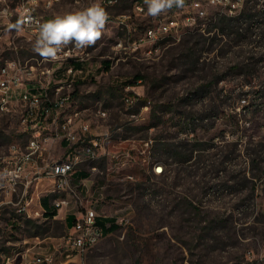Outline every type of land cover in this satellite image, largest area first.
Listing matches in <instances>:
<instances>
[{
	"label": "rangeland",
	"instance_id": "1",
	"mask_svg": "<svg viewBox=\"0 0 264 264\" xmlns=\"http://www.w3.org/2000/svg\"><path fill=\"white\" fill-rule=\"evenodd\" d=\"M20 1L8 0L12 9ZM106 1L60 0L39 10L46 21L94 2L108 13L94 45L67 47L91 70L75 83V108L88 109L91 133L92 127L107 133L102 139L110 152L92 163L100 171L81 165L77 173L85 176L75 184L85 187L92 174L91 191L83 195L119 228L67 257L64 223L35 216V204L21 211L25 201L0 189V264L52 251L56 264H264V93L254 95L264 88V17L256 30L244 24L231 32L220 28L226 14L218 11L205 32L188 29L179 39L150 41L147 28L164 13L140 15L133 0ZM255 2L248 12L258 7ZM121 15L131 16L123 21ZM17 19L14 12L11 22ZM6 22L0 17V65H37L43 58L34 51L37 38L9 31ZM127 94L132 105L125 103ZM13 100L19 112V98ZM98 110L107 116L99 117ZM18 112L0 118V159L20 140ZM149 151L164 167L161 175L145 169ZM114 153L125 161L131 153L133 160L120 170ZM2 172L0 165V188ZM31 193L41 196V187ZM46 197L49 207L41 206L52 210Z\"/></svg>",
	"mask_w": 264,
	"mask_h": 264
},
{
	"label": "built area",
	"instance_id": "2",
	"mask_svg": "<svg viewBox=\"0 0 264 264\" xmlns=\"http://www.w3.org/2000/svg\"><path fill=\"white\" fill-rule=\"evenodd\" d=\"M53 1L46 0V5H51ZM113 1L107 0L106 3L113 4ZM246 1L185 0L182 8L173 7L165 12L163 17L154 21L155 32L145 34V39L155 41V35L161 29L167 28L180 30L181 37L184 34V27L191 25L196 18H215L217 10H224V14L232 16L243 10ZM259 1L264 2V0ZM0 4L3 5L2 10H8L9 15L3 17L7 19V24L12 23L11 18L14 12L19 18L26 9H31L35 19L36 14L32 13L31 0H21L15 9L10 7L8 0H0ZM133 10L148 14L147 8L133 7ZM120 17L123 20V15ZM199 31L204 32L205 28ZM22 32L32 38H38L36 24L26 25ZM20 33L16 31V34ZM84 59L66 46L54 60L42 58L37 65L29 67L11 62L5 65L3 71H0V110L6 108L7 95L19 98L21 125L20 140L10 145L17 146L19 157L10 156L9 146L7 157L0 159V161H11V168L2 172L0 189L6 197H11V200L16 196L19 201H25L21 211L27 213V204H35V216L38 217H43V213H51L44 209H37V200H43L45 188H53V193L56 190L77 191L79 202H60L59 214L52 216V218H59L65 224L67 234L63 237L66 241L63 247L66 248L67 257H77L96 246V243L105 237L103 228L98 224L99 215L96 208L83 195L84 191H91L89 183L92 182V174L87 175L85 187L71 186V174H75L81 160L102 152V134L107 133H94L93 127L92 133H85V109L59 116L60 105L75 98L76 90L73 89L75 83L80 79H86L91 73V70L81 63ZM46 62L51 66H46ZM8 69H15L17 78H9ZM31 72H38V79H36L38 87H31V82H27V73ZM125 103L127 105L134 103L132 95H126ZM98 111L100 115L106 112ZM76 120H83V127H76ZM58 121H65V135L56 133ZM43 128H52V135H43ZM22 130H29V138H22ZM82 143H90L88 154H81ZM146 144L148 145L149 142ZM56 151L61 153L56 154ZM125 163H131V160ZM97 171H100V168H95L92 173ZM163 172L164 167L160 165L158 174L161 175ZM33 187H41V196L32 197L31 193L28 197V192ZM54 248L56 249V246ZM44 258H51V264H56V251L23 256L21 264H44Z\"/></svg>",
	"mask_w": 264,
	"mask_h": 264
},
{
	"label": "clouds",
	"instance_id": "3",
	"mask_svg": "<svg viewBox=\"0 0 264 264\" xmlns=\"http://www.w3.org/2000/svg\"><path fill=\"white\" fill-rule=\"evenodd\" d=\"M31 2L35 5L37 0ZM184 2L185 0H145L147 13L152 17H157L173 7L182 8ZM8 15L7 9L0 11V17ZM108 18L107 11L99 2H94L82 10L56 15L43 23L34 19L31 9H26L15 23L8 24V30L22 32L26 25L36 24L38 38L34 51L46 60H54L69 44H73L77 49L94 45L101 39Z\"/></svg>",
	"mask_w": 264,
	"mask_h": 264
},
{
	"label": "bare ground",
	"instance_id": "4",
	"mask_svg": "<svg viewBox=\"0 0 264 264\" xmlns=\"http://www.w3.org/2000/svg\"><path fill=\"white\" fill-rule=\"evenodd\" d=\"M58 1H60V0H54L51 5H46V0H37V3L35 5H32V13L36 14L35 20L39 21V22H45L44 16L42 14H40L37 10V7L40 4H42L45 8H50L53 6V4H55ZM231 1L232 2H242L244 0H231ZM116 2H117V0H114L113 4ZM132 2H133V7H135V8H147V4L145 3V0H133ZM218 11L221 13H224V10H217V12ZM135 13L140 14V15H146V12H135ZM236 14H234V15H236ZM129 17H126L123 15V20H125L126 18H129ZM214 19H215L214 17L196 18L195 20H193V23L191 25H187L186 27H184V32L187 31L188 29H197V30L201 29L203 26H205V24L213 21ZM152 32H155V24L149 26L147 28L145 34H152ZM179 35H180V30H175L174 28L161 29L158 32V34L155 35V41H158V40L163 39V38H170V37L176 38ZM4 69H5V65H3V66L0 65V71H3ZM8 76H9V78H17V71H15V69H8ZM36 79H38V72L27 73V82L34 81L35 86H33V87H38V80H36ZM14 98H15L14 95H7L6 108H3L2 110H0V118H2L3 116L12 117V116H14V113L18 112L17 109L15 108L16 105H15L14 100H13ZM124 100L126 102V96L124 97ZM17 102H19V100H17ZM18 105H19V103H18ZM75 105H76V103H75L74 98H71L70 100L67 101V103L60 105L59 116H66L68 114V112L78 111L79 109L75 108ZM19 107H20V105H19ZM80 110H83V109H80ZM87 110L88 109H85V124H86L85 125V133H91L90 117H88L90 115L86 114ZM97 114L99 117L103 118V117L107 116V111L104 113H101V115L99 114V112ZM19 115H20V110L18 112V116ZM76 127H83V120H76ZM65 131H66L65 121H58L57 126H56V133H58V135H65ZM22 135L27 136V138H29V130H22ZM43 135H52V128H43ZM106 140H107L106 137L102 139V152L95 153L94 155H90L89 157H86L85 160H81V164L77 165V169L75 170V174L79 170V167L81 165H84V164H86L88 166V169L90 171L94 170L95 168H98L97 165H92V163L94 161L96 162V160L99 159L100 157L104 158L107 155H110V152L108 150V144H106ZM135 148H137V147H135ZM89 150H90V143H82L81 144V154H88ZM133 154H134V152H133ZM127 155L129 156V158H127V159H129V160L133 159V156L131 153H128ZM10 156L11 157H19V150H18L17 146H10ZM120 156L121 155H119V153H114L113 155H111V157H113L115 159L117 158L118 160H119ZM145 162H147V168L145 166V169H147V172L150 173V171H152L153 173L158 174V169L160 168L161 164L159 162H155L153 160L151 151H149L148 155L146 156ZM0 165H3L4 170H6L8 168H11V161H3L0 163ZM161 167H162V165H161ZM75 174H71V186L80 187L79 185L75 184V181H76ZM128 177L133 178V176H128ZM44 191L45 192L51 191L50 195H49L50 202H51V205L56 209L57 212H59V203L60 202H79V194L77 193V191L56 190V191H54V193H53V189L52 190H44ZM47 194H48V192H47ZM39 205H40V208L43 209L41 206V200H39ZM43 214H45V213H43ZM46 260L49 261L50 258H46Z\"/></svg>",
	"mask_w": 264,
	"mask_h": 264
},
{
	"label": "trees",
	"instance_id": "5",
	"mask_svg": "<svg viewBox=\"0 0 264 264\" xmlns=\"http://www.w3.org/2000/svg\"><path fill=\"white\" fill-rule=\"evenodd\" d=\"M256 1V2H255ZM250 2H255L256 5L258 7L255 8H251V11L248 12V8H249V3ZM264 17V2H260L257 0H249L246 2L244 8L242 11H240L237 15H233V16H228V15H222L221 18L218 20V23L220 25V28H222V30L225 29H229L231 30V32H236L239 29H241L243 27V25H247L248 28H252V30H256L259 28L258 23L261 21H258L259 18ZM213 21L205 24V26H203L200 30H202L203 28H205V31L207 29H209V27L211 26ZM215 27V26H214ZM191 31V30H190ZM204 31V32H205ZM252 35H257V32H253L251 31ZM264 35V33H262V36ZM258 36V35H257ZM108 63V62H106ZM78 66L80 65L79 63L77 64ZM107 68L109 67V64H107L106 66ZM139 75L135 76L136 79H138ZM264 93V88L260 91H256V93L254 95H260L258 97L255 96L256 98H261ZM76 95V91L74 93V97ZM165 146V145H164ZM110 155H107L106 157H109ZM129 160V159H126ZM158 160V159H157ZM161 162V160H159ZM131 163H125V160H123V158H119L118 160V164L120 165L118 168H122L124 169L126 165H129ZM80 177V176H79ZM45 198H43V200H41V202L43 203V205L45 207H49V200L48 197L44 196ZM53 214H55V212H51V213H45L44 215L47 216V218H52ZM69 221V218H68ZM98 224L103 228V230L105 231V233H109V232H115L118 228L119 225L116 223V220H114L113 218H108V217H98ZM65 225V224H64Z\"/></svg>",
	"mask_w": 264,
	"mask_h": 264
},
{
	"label": "crops",
	"instance_id": "6",
	"mask_svg": "<svg viewBox=\"0 0 264 264\" xmlns=\"http://www.w3.org/2000/svg\"><path fill=\"white\" fill-rule=\"evenodd\" d=\"M40 6H43L42 4H40L38 7H37V10H38V12L40 13V10H39V7ZM41 14V13H40ZM43 15V14H42ZM44 16V15H43ZM44 19H45V17H44ZM45 21H46V19H45ZM29 82H31V87H33V86H35V83H34V81H29ZM79 175H81V177H79ZM85 176V173L84 172H78V173H76V175H75V177H76V179H81V178H83ZM44 196H49V194H47V192H45L44 191ZM43 208V207H42ZM44 209V208H43ZM44 210H47V211H49V212H55V214H59V212H57L56 211V209L55 208H53L52 210H49V209H44ZM99 217H104V216H99ZM44 218H47V216H45L44 215ZM104 231V230H103ZM113 232H109V233H105V231H104V235H105V237L106 236H108V235H111Z\"/></svg>",
	"mask_w": 264,
	"mask_h": 264
}]
</instances>
